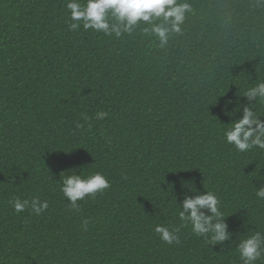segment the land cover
Here are the masks:
<instances>
[{
  "label": "trees",
  "instance_id": "obj_1",
  "mask_svg": "<svg viewBox=\"0 0 264 264\" xmlns=\"http://www.w3.org/2000/svg\"><path fill=\"white\" fill-rule=\"evenodd\" d=\"M191 2L162 50L141 32L71 31L67 0H0V264H240L190 227L171 246L154 231L180 226L170 195H193L186 183L220 196L233 240L264 230V152L223 138L225 102L264 80V7ZM68 170L102 172L111 188L72 210L55 183ZM37 195L41 216L8 203Z\"/></svg>",
  "mask_w": 264,
  "mask_h": 264
},
{
  "label": "clouds",
  "instance_id": "obj_2",
  "mask_svg": "<svg viewBox=\"0 0 264 264\" xmlns=\"http://www.w3.org/2000/svg\"><path fill=\"white\" fill-rule=\"evenodd\" d=\"M252 7H264V0H254ZM66 9L71 21L69 29L73 32L82 27L85 32L91 30L116 38L141 32L151 37L162 50L168 48L173 38L184 35L187 21L196 10L191 0H67ZM260 63H264V57ZM241 98H246V102ZM232 105L234 107L230 108ZM259 107H264V80H256L243 92L239 90L235 100L225 102L224 114L231 117L232 122L225 124L228 127L223 138L238 154L254 149L264 152V115L257 110ZM106 116L107 113L101 111L96 114V119L103 120ZM261 169L264 167H260L259 172ZM55 183L68 201V207L75 211L80 210L79 202L95 199L111 188L110 179L102 172L84 175L68 170L62 172ZM183 186L193 195H184L182 203L178 204L171 191L170 196L178 208L180 226L156 225L154 231L162 242L170 246L179 245L181 228L190 227L191 233L203 238L208 247L234 246L240 264H264V230L248 229L246 235L241 234L233 240V233L229 232L225 222L226 210L220 196L205 186L206 192L199 191L194 183ZM255 197L257 201H264V186L256 189ZM157 202L154 205L164 213L161 202ZM8 203L16 214L28 211L34 216H41L50 207L49 201L38 195L30 199L14 196ZM87 224L88 220H84L85 230ZM248 224L247 221L244 227L247 228Z\"/></svg>",
  "mask_w": 264,
  "mask_h": 264
}]
</instances>
